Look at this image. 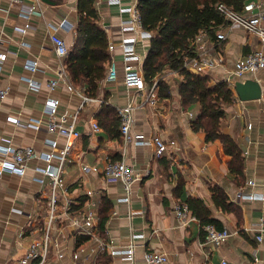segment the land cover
Here are the masks:
<instances>
[{
  "label": "crops",
  "instance_id": "crops-1",
  "mask_svg": "<svg viewBox=\"0 0 264 264\" xmlns=\"http://www.w3.org/2000/svg\"><path fill=\"white\" fill-rule=\"evenodd\" d=\"M32 2L0 0V51L7 52L0 82L9 86V93L0 105V139L9 137L16 145L31 144L40 153L50 149L46 139L57 137L59 147H63L66 138L47 130L46 101L50 96L60 99L59 115L79 111L77 128L82 135L71 139L72 150L63 173L69 190L61 193L63 202L72 199L74 206L84 199L85 204L89 199L87 191L94 189L92 198L96 201V210L101 199L111 202L104 226L108 227L116 244H128L132 232L144 235L136 240L134 262L106 253L104 255L110 260L103 264H146L144 253L147 250L165 252L168 264H222L224 259L231 264H264V100H242L234 87V82L241 79L233 73L237 59L264 49L260 39L244 28L226 27L224 40L208 36L205 51L199 47L193 49L196 56L204 52L214 62L204 74L213 82L228 80L234 89L236 99L227 108L223 130L244 150L245 175L240 178L231 172V156L225 153L222 142L207 141L204 131L193 129L192 120L199 115V110L187 109L182 104L179 93L182 76L177 72L167 71L166 74L172 87L169 98H160L158 88L152 93L148 84L143 90L128 87L124 81L122 57L117 51L114 55L119 63L118 78L115 81L104 79L99 96L91 98L81 108L83 94L87 95L83 87L74 85L77 92L70 91L66 80L60 79L57 87L51 89L49 81L58 77L65 63L55 51L51 34L56 32L69 46L73 44L79 20L78 0H40L37 13L32 14L29 26L22 31L20 28L27 20L21 16V10ZM96 6L102 25L117 38L118 8L99 0ZM64 20L69 27L60 26ZM148 47L149 40L139 43L138 50L145 53ZM30 60L38 61L35 71L28 67ZM245 77L242 80L258 79L264 90V69L256 76L249 73ZM26 78H32L35 85ZM103 103L115 107L118 114L120 108L131 105L135 133H142L146 139L161 135L175 144L162 155H156L151 143L132 142L124 149L122 139L112 137L98 122L97 115ZM11 116L23 122L30 117L41 118L44 123L40 129L18 127L9 118ZM95 122L99 129H94ZM121 158L145 175L143 180L134 183L130 193L121 181H105L100 171L82 172L81 163L102 169L107 161ZM36 166H46V162L35 157L24 175L5 173L0 178V264H21L35 235L33 231L42 229L51 185L49 179L40 182L41 174L35 170ZM181 180L184 181L182 193L177 196ZM213 184L223 187L230 199L240 205L241 220L234 213L216 207L210 189ZM256 193L263 198L244 197ZM189 196L203 199L222 229L231 232L223 244L216 246L205 242L199 219H190L186 225L181 223L175 203ZM54 235H58L57 229ZM74 248V238L69 234L68 255L62 260L63 264H102L74 261L71 257Z\"/></svg>",
  "mask_w": 264,
  "mask_h": 264
},
{
  "label": "built area",
  "instance_id": "built-area-1",
  "mask_svg": "<svg viewBox=\"0 0 264 264\" xmlns=\"http://www.w3.org/2000/svg\"><path fill=\"white\" fill-rule=\"evenodd\" d=\"M12 2H23L25 0H11ZM28 7L21 10V16L27 20L25 26L20 30L25 31L29 26V19L32 14L37 13L40 0H32ZM114 5L118 8L120 19L118 22L119 35L115 38L106 27L109 37L108 49L112 55V60L108 66L105 81H115L119 76V63L115 58V53L119 51L121 54V62L124 70V81L128 87H135L137 90L145 89L147 83L143 73V63L146 53L138 50L139 43H146L153 36V32L146 28L143 21L140 5L142 0H99ZM218 8L224 13L228 25L220 27L216 31V38L224 40L226 38V27L244 28L250 34L257 36L264 44V0H250L242 11H236L226 4H219ZM60 26L69 27L67 21H62ZM109 32V33H108ZM209 33L201 30L193 40L194 47H199L205 51L206 41ZM55 51L57 55L63 59L68 55L70 46L66 40L58 33L51 34ZM27 44V43H25ZM7 58V52L0 51V77L3 72V63ZM221 61V59H220ZM187 68L204 73L205 69L214 65L213 60L206 54L195 56L186 60ZM28 67L35 71L38 68L37 60H30ZM264 69V49H257L249 52L243 57L237 59L234 68V75L237 79H244L249 73L254 76ZM64 79L70 91H76L77 88L70 81L66 71V65H62L58 71V77L49 81L48 86L55 89L59 84V80ZM33 86L35 83L32 78H26ZM230 82V81H229ZM150 86L153 93L157 89V80ZM9 93V86H4L0 82V105ZM83 101L80 108L85 102L91 98L83 94ZM261 99L264 100V90ZM60 99L50 96L45 105V112L48 114L46 121L49 133L64 136L66 143L63 147H59L56 138L46 139V143L50 146L47 151L38 153L31 144L16 145L9 137H1L0 139V178L5 173H15L24 175L31 159L37 157L46 162V166H36L35 170L41 174L39 180L45 183L49 179L51 185V193L48 199L47 214L44 219L42 229H36L33 232L30 245L21 260V264H63L62 260L68 255V237L71 234L75 241V248L71 252L74 261L89 262L98 261V258L108 253L111 256L119 255L124 259L135 261L136 240L144 235L142 233L132 232L130 242L120 246L115 243L110 235L107 226H100V216L95 209L96 201L92 198L94 189H89L86 203L81 208L73 206V200L67 199L63 202L61 193L66 194L68 187L64 181L63 173L65 171V162L69 159L72 150L71 139L80 137L82 132L78 130V112L68 113L67 111L58 114ZM191 114V113H190ZM120 132L122 137V145L127 148L128 144L135 142L138 144L151 143L156 148V155H162L169 150V146L175 144V141H166L161 135H156L152 139H146L142 133H135L132 130L134 118L132 115V106L127 105L119 109ZM18 127H32L40 129L44 121L41 118L30 117L28 121H20L19 118L9 117ZM94 129H99L97 122L93 123ZM178 150V149H177ZM82 172L84 174L93 171H100L102 177L107 182L121 181L128 193L135 182L144 178V173L136 171L134 166L126 161L125 158L112 159L107 161L105 166L100 169L98 166L81 163ZM254 183V181H251ZM244 197L263 198L261 194H249ZM129 199V196L126 197ZM175 212L181 223L184 225L190 219H198L194 216L186 203L177 201L175 203ZM57 229L58 235H54ZM206 231L205 242L213 243L216 246L223 244L231 235L227 228L219 229L214 224L204 226ZM37 231V234H36ZM89 236L90 239L82 241L79 239ZM262 239V235L258 236ZM146 264H168L169 258L165 252L147 250L144 253ZM203 264H206L204 262ZM222 264H231L230 261L224 259Z\"/></svg>",
  "mask_w": 264,
  "mask_h": 264
},
{
  "label": "trees",
  "instance_id": "trees-1",
  "mask_svg": "<svg viewBox=\"0 0 264 264\" xmlns=\"http://www.w3.org/2000/svg\"><path fill=\"white\" fill-rule=\"evenodd\" d=\"M250 0H142L140 9L144 25L153 32L143 63V73L148 85L157 80L160 98L172 96V87L166 79L167 71L177 72L182 76L179 82V93L185 108L199 110V115L192 120L194 130L206 133L207 141L219 140L224 151L231 156L230 170L237 177L244 178L245 155L243 148L229 133L224 132L223 122L227 108L234 103V89L228 80L213 82L208 74L198 73L186 67L185 62L195 57L193 40L201 30L216 39V31L229 23L218 8L223 3L236 11H242ZM79 20L75 29V38L69 48L64 62L70 81L84 88L90 98H97L100 84L106 78L112 55L108 49V34L100 20L96 0H78ZM99 124L114 138L122 139L120 117L115 107L103 103L97 115ZM184 181L181 180L176 190L177 196L182 193ZM212 198L217 208L234 213L242 219V208L232 201L223 187L213 184L210 187ZM181 201V200H180ZM85 200L81 199L83 207ZM181 202L186 203L191 213L196 216L204 231V226L214 224L222 229L218 219L213 217L212 210L206 202L189 196ZM82 205V206H81ZM100 226L104 227L111 208L107 198L97 205ZM82 236L79 242L89 240ZM110 257L102 255L98 261L106 263Z\"/></svg>",
  "mask_w": 264,
  "mask_h": 264
},
{
  "label": "water",
  "instance_id": "water-1",
  "mask_svg": "<svg viewBox=\"0 0 264 264\" xmlns=\"http://www.w3.org/2000/svg\"><path fill=\"white\" fill-rule=\"evenodd\" d=\"M49 1V0H44ZM236 92L242 100L260 99L263 95V86L256 78L236 80L234 82Z\"/></svg>",
  "mask_w": 264,
  "mask_h": 264
},
{
  "label": "rangeland",
  "instance_id": "rangeland-1",
  "mask_svg": "<svg viewBox=\"0 0 264 264\" xmlns=\"http://www.w3.org/2000/svg\"><path fill=\"white\" fill-rule=\"evenodd\" d=\"M235 87V86H234ZM236 89V88H235Z\"/></svg>",
  "mask_w": 264,
  "mask_h": 264
}]
</instances>
